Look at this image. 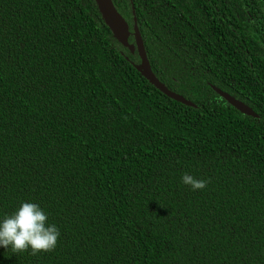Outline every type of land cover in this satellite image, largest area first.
Listing matches in <instances>:
<instances>
[{"label":"trees","instance_id":"1","mask_svg":"<svg viewBox=\"0 0 264 264\" xmlns=\"http://www.w3.org/2000/svg\"><path fill=\"white\" fill-rule=\"evenodd\" d=\"M112 2L196 107L94 0H0V216L36 203L60 233L0 264H264V0Z\"/></svg>","mask_w":264,"mask_h":264},{"label":"clouds","instance_id":"2","mask_svg":"<svg viewBox=\"0 0 264 264\" xmlns=\"http://www.w3.org/2000/svg\"><path fill=\"white\" fill-rule=\"evenodd\" d=\"M181 182L192 190H201L206 181L184 174ZM59 229L48 222L46 212L36 203L21 202L10 215L0 216V248L13 252L30 250L50 252L57 244Z\"/></svg>","mask_w":264,"mask_h":264},{"label":"water","instance_id":"3","mask_svg":"<svg viewBox=\"0 0 264 264\" xmlns=\"http://www.w3.org/2000/svg\"><path fill=\"white\" fill-rule=\"evenodd\" d=\"M98 12L106 25L110 30L113 38L120 44L122 47L127 49L130 54L136 53L139 58L138 65H135V69L140 75L156 90L162 93L167 98L185 105L187 107L195 108L196 106L190 101L185 100L182 96L173 93L168 90L164 85H162L154 76L151 71L150 65L147 60L146 52L143 46L142 39L138 32L135 19L132 31L130 32L129 26L126 21L120 16L112 0H94ZM133 37V43L128 42L129 36ZM211 89L222 98L229 106L237 110L240 114L256 119L258 116L245 104L234 99L230 95L222 92L221 90L211 87Z\"/></svg>","mask_w":264,"mask_h":264}]
</instances>
